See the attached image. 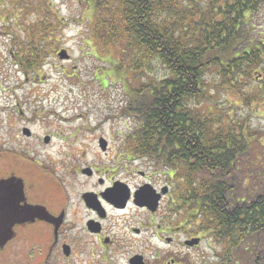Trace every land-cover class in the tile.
I'll use <instances>...</instances> for the list:
<instances>
[{
	"label": "trees",
	"instance_id": "16d2710c",
	"mask_svg": "<svg viewBox=\"0 0 264 264\" xmlns=\"http://www.w3.org/2000/svg\"><path fill=\"white\" fill-rule=\"evenodd\" d=\"M4 1L14 5L16 19L33 5L55 7L46 0ZM90 1L96 12L92 32L100 42L133 47L140 60L133 57L132 69L158 61L166 70L161 79L135 89L128 102L126 114L138 120L129 133L131 156L178 171L194 219H204L202 225L231 246L227 254L244 258L242 250L254 252L264 232V143L257 134L241 132L240 123L236 132L235 120L225 114L192 111L189 100L200 96L204 73L216 67L234 74L232 85L240 82L238 75L248 81L259 74L257 88L242 92L241 99L264 105V40L252 23L264 0ZM59 20L29 26L20 46L11 49L24 70L33 71L50 53ZM252 153L258 162L252 160L254 169L245 173L244 160ZM247 178L250 186L244 188Z\"/></svg>",
	"mask_w": 264,
	"mask_h": 264
},
{
	"label": "flooded vegetation",
	"instance_id": "af4514ba",
	"mask_svg": "<svg viewBox=\"0 0 264 264\" xmlns=\"http://www.w3.org/2000/svg\"><path fill=\"white\" fill-rule=\"evenodd\" d=\"M19 132L21 141L0 133V220H17L0 244V264L241 263V255L227 254L231 246L194 219L173 174L158 183L152 171L136 169L140 180L130 183L126 133L41 140L28 123ZM114 136L119 142L112 145ZM33 140L49 147L42 162L33 159L41 155Z\"/></svg>",
	"mask_w": 264,
	"mask_h": 264
},
{
	"label": "rangeland",
	"instance_id": "374dc122",
	"mask_svg": "<svg viewBox=\"0 0 264 264\" xmlns=\"http://www.w3.org/2000/svg\"><path fill=\"white\" fill-rule=\"evenodd\" d=\"M4 2V8H0V133L21 141L19 130L22 123H28L33 138L41 140L44 135L56 133L91 134L82 139H90L102 132L126 133V167L130 170L127 177L130 183L134 185L140 180L136 169L152 171L158 183L168 182L169 175L173 174V182H176L180 195L183 194L187 187L177 178L178 171L175 175L163 167L146 164L145 159L128 156L131 145L127 137L138 123L136 118L126 114L128 102L133 98L135 89H143L152 79H161L166 74L164 67L158 61H152L139 70L132 69L133 57L138 62L140 60L133 47L127 48L126 42L123 45L100 42V38L92 32L96 12L90 0H46L55 7L36 8L33 5L20 11L17 19L14 5ZM55 18L62 23L56 26L57 42L36 69L24 70L11 54V49L18 48L17 44L24 40L29 26L40 24L43 19ZM252 23L264 40V6L254 15ZM61 50H66L68 59L59 58ZM234 77V74L219 73L216 67L210 68L203 76V91L198 98L189 100V107L199 114H214L215 118L217 113L225 114L235 120L233 128L236 132L240 131V123L241 132L248 130L257 134L264 143V105L241 99L242 92L257 88L259 74H252V79L248 81L238 75L236 77L240 78V82L232 85ZM41 140L39 145L34 140L30 141L34 149L41 153L40 156L34 154L33 159L40 162L45 158V149L49 148ZM118 142L116 136L111 140L112 145ZM253 153L244 160L245 173L254 169L251 161L257 158ZM198 176L208 177L205 173ZM242 184L248 188L249 178ZM199 221L202 224L205 220ZM242 253L245 257L240 264H264V232L258 236L254 252L247 249Z\"/></svg>",
	"mask_w": 264,
	"mask_h": 264
},
{
	"label": "water",
	"instance_id": "95a60500",
	"mask_svg": "<svg viewBox=\"0 0 264 264\" xmlns=\"http://www.w3.org/2000/svg\"><path fill=\"white\" fill-rule=\"evenodd\" d=\"M58 56L60 59H68L69 55L67 54L66 50H61L58 53ZM143 193L141 191H138L135 194V197H137L139 200L143 199ZM144 202H147V200H144ZM17 220H0V244H3V241L9 237L10 232H11V226L16 222ZM196 241V240H195ZM194 241V242H195Z\"/></svg>",
	"mask_w": 264,
	"mask_h": 264
}]
</instances>
